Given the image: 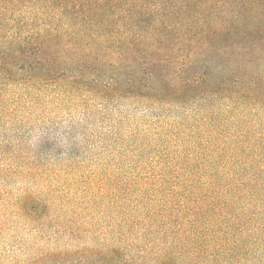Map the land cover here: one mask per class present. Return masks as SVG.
Instances as JSON below:
<instances>
[{
  "label": "rangeland",
  "instance_id": "obj_1",
  "mask_svg": "<svg viewBox=\"0 0 264 264\" xmlns=\"http://www.w3.org/2000/svg\"><path fill=\"white\" fill-rule=\"evenodd\" d=\"M83 2L116 4L0 0V264H264V103L79 41L56 14Z\"/></svg>",
  "mask_w": 264,
  "mask_h": 264
},
{
  "label": "trees",
  "instance_id": "obj_2",
  "mask_svg": "<svg viewBox=\"0 0 264 264\" xmlns=\"http://www.w3.org/2000/svg\"><path fill=\"white\" fill-rule=\"evenodd\" d=\"M121 1L114 0L112 8L83 2L75 9H58L56 15L79 41L124 40L144 67L162 68L168 77L167 63H172L176 83L186 94L227 95L249 106L264 103V0H194L220 5L210 9H191L190 0L179 8L169 6L174 0L158 7L144 0H124L120 6ZM148 73L149 82L157 81L156 74ZM164 79L160 93L174 92L175 84L167 86Z\"/></svg>",
  "mask_w": 264,
  "mask_h": 264
}]
</instances>
